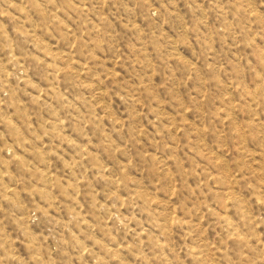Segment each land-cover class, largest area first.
I'll list each match as a JSON object with an SVG mask.
<instances>
[{"label":"rangeland","instance_id":"1","mask_svg":"<svg viewBox=\"0 0 264 264\" xmlns=\"http://www.w3.org/2000/svg\"><path fill=\"white\" fill-rule=\"evenodd\" d=\"M0 264H264V0H0Z\"/></svg>","mask_w":264,"mask_h":264}]
</instances>
